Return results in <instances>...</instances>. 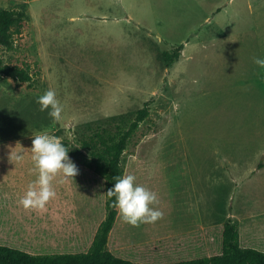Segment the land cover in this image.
Masks as SVG:
<instances>
[{
  "label": "rangeland",
  "instance_id": "rangeland-1",
  "mask_svg": "<svg viewBox=\"0 0 264 264\" xmlns=\"http://www.w3.org/2000/svg\"><path fill=\"white\" fill-rule=\"evenodd\" d=\"M25 11L6 62L28 64L32 84L0 76V239L53 253L106 215L82 177L81 147L96 131L127 128L149 114L121 159L124 174L157 193L162 217L110 237L122 249L232 221L264 240V0H0ZM181 46L170 64L165 53ZM54 89V121L37 97ZM57 136L78 168L53 181L44 209L18 201L37 177L32 136ZM22 152L16 160L14 153Z\"/></svg>",
  "mask_w": 264,
  "mask_h": 264
},
{
  "label": "trees",
  "instance_id": "trees-1",
  "mask_svg": "<svg viewBox=\"0 0 264 264\" xmlns=\"http://www.w3.org/2000/svg\"><path fill=\"white\" fill-rule=\"evenodd\" d=\"M26 13L12 7L0 8V50L15 48ZM181 46L165 53L172 64L179 57ZM0 76L20 83L32 84L34 73L28 64L6 62L0 54ZM149 114L144 107L137 111L127 128L116 132L96 131L81 142L82 177L86 184L100 191L106 215L93 231L65 249L53 253H33L19 245L0 239V264H264V240L245 237L230 220L192 231L177 239L136 244L122 249L112 248L110 237L115 229L118 211L106 195L123 175L121 159L133 134Z\"/></svg>",
  "mask_w": 264,
  "mask_h": 264
},
{
  "label": "clouds",
  "instance_id": "clouds-1",
  "mask_svg": "<svg viewBox=\"0 0 264 264\" xmlns=\"http://www.w3.org/2000/svg\"><path fill=\"white\" fill-rule=\"evenodd\" d=\"M253 62L264 67V58L255 57ZM40 110H48V116L54 121L62 118L63 105L57 99L54 89L46 90L37 97ZM31 159L37 177L27 186L18 204L25 209H44L50 199L55 198L56 191L52 181L57 174L62 179L73 178L78 174V168L69 158V149L57 136L48 132H40L32 136ZM16 160L23 158L22 152L13 154ZM114 185L106 192L113 198L112 205L118 211L121 220L133 226L140 223H154L163 213L152 207L158 203L157 193L136 182L133 174L114 177Z\"/></svg>",
  "mask_w": 264,
  "mask_h": 264
}]
</instances>
